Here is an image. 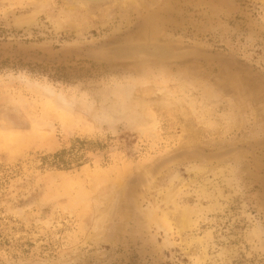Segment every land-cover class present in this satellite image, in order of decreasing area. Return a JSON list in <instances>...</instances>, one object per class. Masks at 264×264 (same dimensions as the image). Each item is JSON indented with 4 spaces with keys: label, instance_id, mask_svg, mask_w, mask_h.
Returning a JSON list of instances; mask_svg holds the SVG:
<instances>
[{
    "label": "rangeland",
    "instance_id": "obj_1",
    "mask_svg": "<svg viewBox=\"0 0 264 264\" xmlns=\"http://www.w3.org/2000/svg\"><path fill=\"white\" fill-rule=\"evenodd\" d=\"M0 264H264V0H0Z\"/></svg>",
    "mask_w": 264,
    "mask_h": 264
},
{
    "label": "water",
    "instance_id": "obj_2",
    "mask_svg": "<svg viewBox=\"0 0 264 264\" xmlns=\"http://www.w3.org/2000/svg\"><path fill=\"white\" fill-rule=\"evenodd\" d=\"M69 1L72 4L79 5L81 7L85 8H97L102 5L106 4H113L118 3L126 0H108L104 3L99 4H89V3H80L76 0H66ZM166 45L168 48H170L169 53L166 55L164 54H153L152 53V46L156 45ZM148 46V49L146 51H141L140 49L143 47ZM98 57L106 60V61H133V62H150V61H170V60H178V59H184L189 56H199L198 52L192 49H182L178 50L173 47L172 44L166 43V42H158L151 38L150 30H147V33L144 34L143 39H139L136 41L130 40L125 41L123 43L111 45L108 47H105L97 52ZM237 147H229L226 149H223L221 151L213 152V153H203L198 150H188L183 149L180 151H177L175 153H172L171 155H168L166 157L161 158L159 161H157L150 169H149V175L143 179H138V183H144L152 179L158 171L163 168L165 165H168L176 160H179L183 158V156L187 155L188 153H195L197 156L206 158V159H219L226 155H229L233 151H235ZM136 179L135 176H131L127 181L125 182L127 194L130 196L132 193L131 186L132 180ZM129 189V190H128Z\"/></svg>",
    "mask_w": 264,
    "mask_h": 264
},
{
    "label": "bare ground",
    "instance_id": "obj_3",
    "mask_svg": "<svg viewBox=\"0 0 264 264\" xmlns=\"http://www.w3.org/2000/svg\"><path fill=\"white\" fill-rule=\"evenodd\" d=\"M77 2H80V3H89V4H99V3H104V2H106V1H108V0H98V1H93V0H76ZM160 46H162L164 49H167V53H169V51H172V50H170V48H168L166 45H164V44H162V45H160ZM154 50V52L156 51V48L155 49H153ZM152 51V50H151ZM156 53V52H155ZM154 53V54H155ZM159 53H160V51H159ZM158 53V54H159ZM166 53V54H167ZM162 54H164V53H162ZM166 54H164V55H166Z\"/></svg>",
    "mask_w": 264,
    "mask_h": 264
}]
</instances>
